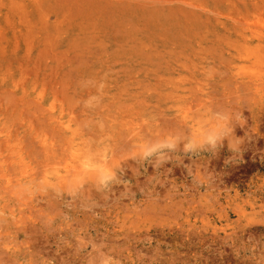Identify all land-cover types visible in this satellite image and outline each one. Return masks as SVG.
I'll return each instance as SVG.
<instances>
[{"label": "rangeland", "instance_id": "rangeland-1", "mask_svg": "<svg viewBox=\"0 0 264 264\" xmlns=\"http://www.w3.org/2000/svg\"><path fill=\"white\" fill-rule=\"evenodd\" d=\"M0 264H264V0H0Z\"/></svg>", "mask_w": 264, "mask_h": 264}, {"label": "clouds", "instance_id": "clouds-1", "mask_svg": "<svg viewBox=\"0 0 264 264\" xmlns=\"http://www.w3.org/2000/svg\"><path fill=\"white\" fill-rule=\"evenodd\" d=\"M243 161V158H242V160H241V162Z\"/></svg>", "mask_w": 264, "mask_h": 264}]
</instances>
